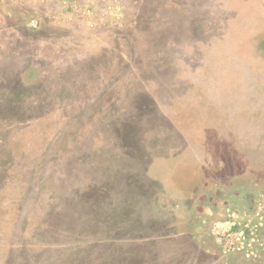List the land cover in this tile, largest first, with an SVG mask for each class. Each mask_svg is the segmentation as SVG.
Masks as SVG:
<instances>
[{
	"label": "rangeland",
	"instance_id": "374dc122",
	"mask_svg": "<svg viewBox=\"0 0 264 264\" xmlns=\"http://www.w3.org/2000/svg\"><path fill=\"white\" fill-rule=\"evenodd\" d=\"M0 264H264V0H0Z\"/></svg>",
	"mask_w": 264,
	"mask_h": 264
}]
</instances>
